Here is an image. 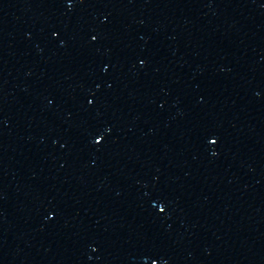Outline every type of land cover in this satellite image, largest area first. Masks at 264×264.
I'll use <instances>...</instances> for the list:
<instances>
[{"label":"water","instance_id":"95a60500","mask_svg":"<svg viewBox=\"0 0 264 264\" xmlns=\"http://www.w3.org/2000/svg\"><path fill=\"white\" fill-rule=\"evenodd\" d=\"M0 264H208L94 156L0 91Z\"/></svg>","mask_w":264,"mask_h":264}]
</instances>
